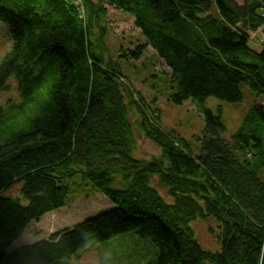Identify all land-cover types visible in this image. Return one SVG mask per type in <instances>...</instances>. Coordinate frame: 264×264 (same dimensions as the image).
Here are the masks:
<instances>
[{
	"label": "trees",
	"instance_id": "1",
	"mask_svg": "<svg viewBox=\"0 0 264 264\" xmlns=\"http://www.w3.org/2000/svg\"><path fill=\"white\" fill-rule=\"evenodd\" d=\"M74 2L0 0L11 41L0 61V93L14 79L20 97L0 108V264H58L129 233L157 247L154 264H264V105L249 110L229 142L220 136L221 110L205 108L211 97L240 103L243 84L264 96V47L248 45V30H264V13L257 14L264 7L254 0L245 1V12L233 0ZM213 3L219 19L210 15ZM105 4L131 15L145 40L120 48L119 59L137 62L151 49L152 71L162 63L170 72L168 101L190 100L203 116L199 155L175 132H162L159 112L135 99L105 44ZM132 109L140 135L160 151L151 161L135 158ZM77 178L115 210L9 254L31 223L68 205ZM16 184L26 204L4 196ZM207 218L219 225V253L203 250L190 228Z\"/></svg>",
	"mask_w": 264,
	"mask_h": 264
},
{
	"label": "rangeland",
	"instance_id": "2",
	"mask_svg": "<svg viewBox=\"0 0 264 264\" xmlns=\"http://www.w3.org/2000/svg\"><path fill=\"white\" fill-rule=\"evenodd\" d=\"M245 1L233 0L238 12L246 11ZM261 7H264V0H254ZM74 4L80 6V0H75ZM108 12L106 19L107 34L105 44L110 58L122 65V72L127 76V84L138 101V96H142L145 103L151 106L152 111L157 110L159 120L158 128L164 133L175 132L181 138L190 143L191 152L194 156L200 154L201 142L197 141L202 137L204 129L203 116L196 110L192 102L185 101L182 105H176L168 101L171 90L170 72L162 63L158 64L156 55L151 49H146L141 59L137 62L119 59V49L125 53L133 50L137 45L145 43L144 37L139 30L134 27V19L131 15L117 10L105 4ZM264 13V9H257V14ZM82 14V11H81ZM210 15L219 19V13L215 4L211 8ZM245 24V23H243ZM247 27V26H246ZM248 45L254 51H261L264 47L263 28L252 33L248 30ZM11 49V41L6 30L0 24V61ZM122 53V54H123ZM146 63L144 68L142 65ZM46 95V88L36 93L35 99L40 100ZM242 101L237 104H228L216 98H208L205 101V108L213 113L221 110V120L225 131L220 135L225 141H230L231 137L240 128L243 118L249 110L256 105H264V96H258L251 92L247 85L241 86ZM20 97L14 79L9 80L6 90L0 93V108L7 110L12 105H18ZM32 104L27 106L31 108ZM26 108V107H25ZM131 128L137 141V160L151 161L159 156V149L149 140H145L139 133L137 123L140 120L135 109L131 110ZM24 114H20L23 118ZM119 186V184H117ZM156 188V184L153 183ZM20 184L12 186L5 192V197L19 198ZM159 195L164 201L171 205L173 199L169 197L165 189L157 188ZM68 205L58 211L46 215L38 222L31 223L24 231L21 238L14 243L8 253L24 246L32 245L42 241H49L54 235L74 228L88 220L100 215L112 212L115 206L111 204L103 195L94 191L92 185L77 178L70 183V193L67 197ZM195 239L200 247L211 253H219L221 244L219 240L220 229L218 223L212 219H197L190 224ZM158 258V249L149 239L129 233L102 244H92L80 250L70 259L63 260L58 264H154Z\"/></svg>",
	"mask_w": 264,
	"mask_h": 264
}]
</instances>
